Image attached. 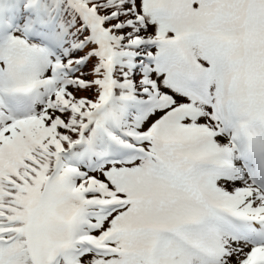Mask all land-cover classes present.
I'll return each mask as SVG.
<instances>
[{"label":"snow or ice","instance_id":"1","mask_svg":"<svg viewBox=\"0 0 264 264\" xmlns=\"http://www.w3.org/2000/svg\"><path fill=\"white\" fill-rule=\"evenodd\" d=\"M0 264H264V0H0Z\"/></svg>","mask_w":264,"mask_h":264}]
</instances>
